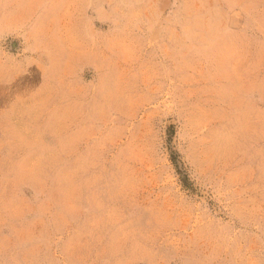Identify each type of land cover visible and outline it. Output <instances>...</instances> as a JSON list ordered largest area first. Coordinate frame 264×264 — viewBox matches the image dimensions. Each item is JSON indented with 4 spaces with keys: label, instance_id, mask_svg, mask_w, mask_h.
<instances>
[{
    "label": "rangeland",
    "instance_id": "rangeland-1",
    "mask_svg": "<svg viewBox=\"0 0 264 264\" xmlns=\"http://www.w3.org/2000/svg\"><path fill=\"white\" fill-rule=\"evenodd\" d=\"M0 264H264V0H0Z\"/></svg>",
    "mask_w": 264,
    "mask_h": 264
}]
</instances>
